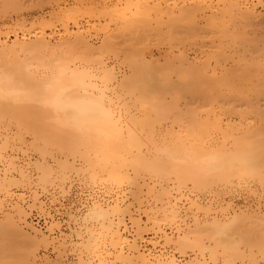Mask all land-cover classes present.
<instances>
[{"label": "bare ground", "instance_id": "6f19581e", "mask_svg": "<svg viewBox=\"0 0 264 264\" xmlns=\"http://www.w3.org/2000/svg\"><path fill=\"white\" fill-rule=\"evenodd\" d=\"M0 1L2 3V0ZM13 1L14 2L10 0L9 2L8 0L6 1L7 3L4 2L6 5L3 3L4 6L2 4L0 5V10L5 11H0L2 15H6L7 12L11 10L10 8L14 9L20 6L16 4L19 2L16 0ZM47 1L50 2V0ZM142 2H131L132 4L129 5L133 6L134 4V8H143L141 10L138 9L139 13L143 14L146 2H144V4ZM7 5H9V7H7ZM13 5H16V7ZM148 8L150 9V6ZM180 9L176 16L175 13L172 12L171 18L173 21L186 18L192 14L189 8L182 7ZM234 9L240 14V19H243V17L248 20L256 18V20L259 21V19H257L258 13L256 14L255 11L248 7L244 8L240 0H229L224 11L231 13V10ZM68 12L66 13L70 15L64 14L65 16L63 19L67 17L66 20L68 22L74 21L75 27L71 29L70 26H68L69 24H67L68 22L65 26L61 24L63 27L60 28H64L62 31L63 34L56 40H54V36L52 37L49 34H44L46 32H44V30L45 28L49 30L56 27V22H61V19H59L60 17L55 20L50 19V21L41 20L42 22L40 23L32 22V24L30 23V28H27L28 22L25 23L24 20L17 24L14 22V26L11 24H6L5 27L0 26V37H3V35L9 37V33L12 31L16 33L17 29L22 31L21 36L15 35L16 37L12 41H8L6 38L0 41V118L5 119L9 117L12 120H16L19 122L17 125L21 124L23 127L26 126V130L30 129V131H32L31 133H33V135L35 134L34 136H36V138L39 137L35 132L38 122L44 121L47 122L48 125L51 124L52 131L45 135L44 128L46 127H43V130L41 127L39 128V131L41 129V133L44 131L42 133L44 136H42V138L41 136L39 137L40 140L45 142L43 137H47V141H51V144L53 141H59L54 140L56 137L60 136V139L65 137L68 138V136L76 137L77 133L83 134V137L87 135L86 140L95 138L98 141H90L91 144L97 143L99 145V143L102 142L105 151V155L103 154V156L107 164H110V171L112 173H107L108 177L112 178L109 180L117 181L116 178H118L120 181H117L116 184L123 183V181L126 180L128 186L131 185L135 189L134 193L130 192L133 194V196L131 195L133 199H120L119 197L108 198L109 194L107 198L102 197V195L101 197L96 196L95 198L91 196L93 199L85 201L86 203L84 206H86V209L84 210V206L82 208H79V206L73 207L74 205L62 207L63 204H61L59 207L54 197L52 198L53 202L51 201L52 204H47L45 203L46 201L44 202V200L38 197L41 196V194H37L40 190L37 191L35 188L36 190H34L37 192L34 193L32 199L26 200V196H24L25 193H23L24 191L17 193L16 190H14L15 187L26 188L37 184L50 185V183L53 182H66L69 179L68 177L72 175L70 171L75 168L74 160L76 159L73 158L75 156L74 151L78 152L76 153L77 155H79V151H77V149L72 151L73 154H71V156L73 157H68L74 159V163L72 164L66 157V160L56 157L57 155L52 152V149L55 150L57 147L51 148V144L49 145L51 149L47 146L41 147L42 156L44 158L46 156L52 157L54 159L53 161H57V164H50V161L48 160V163L44 158L42 159L45 162L43 160L41 161L40 158L39 161L33 162L34 166L32 168L34 169L31 170L29 166H31L32 163H27L28 165H19L10 155L8 158L11 157L13 160L1 157L5 148L0 147V157L5 159H0L3 163V166L0 165V263L107 264L105 260L109 261L108 259H110L112 260L110 261L111 264H113L112 262L115 264H183L175 253L161 250L160 248L158 249V246H161L162 242L165 246L167 244L174 245V247L180 250L182 255L189 249L201 253L203 261H201V259L198 260L199 258H196V256L194 260L197 262L191 260L187 264H208L207 257H205L207 254L209 255L208 258L210 261L214 264H238V260L247 258L248 256L245 257L243 253L240 254V249L242 247L241 241H244V239L238 241L236 238L237 241L234 240L231 243L229 241L233 240L234 237L228 240V238L231 237L229 236L227 237L228 242L224 240V237L228 236L231 229L232 231H235V228L237 229V227H232L233 223L236 225L239 219L244 220L247 217L243 218L242 215L238 213L237 215H233L232 219H228V215L225 219L217 215L218 217L213 216L211 219L209 217L203 220L194 213H192L194 215L188 217L182 210L184 207L181 208L179 205L177 198H172V190L170 191V189H172L171 187L173 186H170L169 189L168 186H166L168 184L165 182L168 180L172 183L175 182L178 189L188 184H191L194 188L202 189L205 186L209 188L208 185L211 183L214 184V187L218 183H221L219 184L220 186L224 183L228 185V183H231L230 179L232 178L241 179L239 180L240 182L243 178H251V180L256 179L259 181L263 180L264 51L256 56V60H254L255 57H252L251 61H247L245 57L237 53L232 55L228 54L230 57H226L227 55L223 47H219L220 50L216 48L217 51L208 53L203 59L201 58L202 56L190 57L186 52H181L175 61L177 62V66L173 64L172 67L167 69V71L165 70L163 73L161 71L162 69H159V71L156 69L158 67H155L157 64L154 65V61H152V63H147L149 68L142 70L140 64L142 63L143 65L144 62L148 60L141 58L143 62H139L140 60L134 59L130 54L125 58L126 62H128L127 66L130 72H123V70H120V67L118 68L119 71H117L115 68L116 66H110L112 64L109 65L107 63L109 60L105 62L102 58L105 52H107V54L112 52L114 56L118 55L117 49L115 50V44L117 42L111 39L113 38L112 35L110 36L108 33L109 39L102 42V46L100 45L101 47L98 46L99 48H97L90 42L91 37L89 36L90 38H88L90 34L86 32L88 29L85 30L82 25L78 24V18L73 19L72 17L71 19V14H75L76 17L82 15L81 18L83 16H88V14L94 17L92 14L93 12L87 10V15H83L85 12L82 14L75 13L73 9H71V11L68 10ZM63 13L65 12L63 11ZM102 14L106 15L107 12ZM99 15H101V13ZM99 15L98 17H100ZM111 16H113V13H111ZM262 16H264V14H262ZM62 21L66 22L65 20ZM136 21H139V19L136 18ZM64 22L61 23L64 24ZM99 25L102 26V30L98 29L99 31L108 29V23H106L105 26L103 24ZM167 25H169V22ZM170 26L167 28V31L168 29L172 30ZM39 27L42 33H39L38 36H35L33 39L30 38L32 36H27L31 29L35 31V29ZM192 27L193 25L190 29ZM3 29L6 31H3ZM95 29L96 27L91 30ZM125 29L126 28H121V33L124 31L128 32L130 28L128 30ZM233 30V33L228 32V36L233 37V40L234 37L235 39L240 37V39L243 40V35H239V31ZM37 31L40 30L37 29ZM151 32L153 33L152 30ZM115 33L112 32L111 34L114 35ZM34 34L36 33L32 35L34 36ZM51 34H53V32ZM59 35H61L60 32ZM117 35H119V33H116L114 38H118ZM123 35L126 34H122L121 36ZM121 42L120 40V43ZM244 54L243 52V55ZM75 56L89 59H87V61L85 59V64H78V62L69 63L68 60L71 59L76 61L78 57ZM103 56L107 55L105 54ZM81 58L78 60H81ZM174 59L171 60L172 63H174ZM229 59L232 61V64L226 66L225 62L227 64L230 63L227 62ZM88 60L91 62L93 61L92 63L95 64L87 65L86 62L91 64ZM170 63L169 60V64ZM144 67H146L145 64ZM210 70L213 75L209 74ZM217 70L220 71V77L216 76L219 73L215 74L218 72ZM214 76L215 78H213ZM199 86H202L200 87L202 91L197 95L196 99H200L203 104L198 108L191 107L188 100L184 98L192 94ZM223 88L227 91H222ZM131 99L133 100L132 103H130ZM183 99L186 103L184 105H187L185 112L183 111L184 113L181 112L182 109L179 108L178 105ZM128 103L132 104V107L137 104H141V107L144 105L146 109V111H144V117L138 118V114L136 115L137 117L134 115L135 113L131 114L129 108L131 105L129 106ZM29 104L33 106L28 107ZM183 108H185V106ZM199 108L202 109L198 110ZM169 118L172 119L169 120ZM6 120H8V118ZM162 120L172 121V126L170 128L166 126L167 128L163 129L161 126ZM173 124H177V128H174ZM9 127L11 126L9 125ZM10 129L11 128H9V132L11 131ZM26 130L24 131L26 132ZM2 133L5 134V132ZM2 133L1 135H3ZM23 135L24 134L21 136ZM8 137H4L5 140L7 139L6 143L3 144L4 146L6 145V149L8 145L13 146L11 143H7L8 140H11L8 139ZM24 137L25 136H23V138ZM13 138L16 137L14 136ZM80 138L78 137V139ZM64 140L67 142V139ZM64 140L61 141L65 142ZM11 141H14V139ZM21 141H19V144H21ZM16 142L17 140H15V145ZM31 143L35 149L39 144H36V141L35 143ZM76 143L77 142H75V144ZM83 143L77 146L83 147ZM40 145L42 146V143ZM68 145L65 143L60 146L59 144L58 147L60 149H70ZM21 147L18 146L17 148L22 149ZM31 147L32 146H30V148ZM18 150L19 149H17V151ZM90 150L93 149L84 151L89 152ZM18 152H20V150ZM56 152L58 153V151ZM92 153H94V151H92ZM38 157H40V155ZM18 158L22 161L26 160L20 159V157ZM93 158L94 157H91L92 160ZM101 158L97 157L96 159L99 161L98 159ZM91 159L90 162L92 161ZM92 163L94 164L95 161L91 162L89 165ZM80 164L82 165V163ZM77 167L78 166H76V169H78ZM93 168L97 169L95 167ZM74 171L75 170H73V172ZM83 172L85 173V171ZM92 172H94V174L90 172L92 177L90 175L89 177L95 179L94 177H97L95 173L97 172H95V170ZM84 177L81 179H85ZM86 178H88V176ZM104 179L107 180L108 178ZM247 179L245 181H249ZM100 180L102 179L99 178V181ZM243 183V186L247 188L246 185L248 186L249 182L246 185V182ZM86 184H88V182ZM119 185L121 186V184ZM213 186L210 185L211 188ZM193 187L191 191L195 190ZM47 188V190H49V187ZM249 188L251 189L252 187ZM61 189H63V187H61ZM190 189L191 188H189V190ZM262 189V191H264V187H262ZM130 190L132 189H129V191ZM61 191L62 190H60V192ZM41 192H43V189ZM64 192V194L68 193H66V190ZM102 192L104 193L106 190ZM190 193L194 195L193 192ZM252 193L250 194L252 195ZM119 194L117 195L121 196ZM122 194L126 195L124 192ZM61 195L63 194L61 193ZM253 195H255V193H253ZM57 196L59 197L58 193ZM63 196L65 197V195ZM260 198L261 197L255 200L258 204L256 207L246 208L240 212L248 214L250 223L253 221L252 224L255 222L259 224V221H261V225L263 226L264 198L263 200ZM68 199L70 198L68 197ZM187 199L190 198L187 197ZM82 200L84 201V199ZM190 201L193 208L196 207L198 210L202 208L201 205L199 206L197 204L198 202L191 199ZM252 202L253 204L255 203L254 201ZM27 203H30L28 206L29 208L31 207V210L34 207L39 210L38 217L43 219V225H36L38 222L32 224L28 221L31 211L28 212V207H26ZM185 203L183 204L185 205ZM77 204L79 203H75V205ZM227 207L229 208V205H227ZM205 211L212 214V209L210 210V208ZM218 211L222 210L220 209ZM232 211L235 212L234 209H232ZM223 212L225 214L224 210ZM207 214H205V216H207ZM239 215L242 218H240ZM244 221L247 222V219ZM250 223L249 225L253 228L249 227V229L255 230L264 228V226H254V224L252 225ZM166 225H168V227ZM240 227L243 228L242 225ZM236 232H238L236 234H240L239 231ZM148 234L153 236L149 238ZM241 236L238 235L237 237L240 238ZM244 243L246 246L250 245L249 242L244 241ZM162 246L164 247V245ZM246 246H244V248ZM50 247H53V251H51L53 255L49 253ZM263 248L264 247L259 249L262 251L264 250ZM17 249L25 252L17 251V256L21 254V256H23L22 258L17 257L16 254L13 253V251ZM40 249H42V251L44 250V253H42L41 257L37 258ZM249 249L252 250L251 247H249ZM261 251L259 252L260 254L262 253ZM249 253L250 258H247L248 261L251 259L254 260L257 253L251 255V253L254 252H248L247 254ZM76 255L78 256V261L75 262L73 260ZM262 257V260H264V255ZM258 260H261V258ZM258 260H254L252 264L258 263ZM242 261L246 260L244 259Z\"/></svg>", "mask_w": 264, "mask_h": 264}, {"label": "rangeland", "instance_id": "374dc122", "mask_svg": "<svg viewBox=\"0 0 264 264\" xmlns=\"http://www.w3.org/2000/svg\"><path fill=\"white\" fill-rule=\"evenodd\" d=\"M6 1H8V0H6ZM6 1L2 0V3L4 4V2H6ZM11 1L14 2L13 0H11ZM16 1L19 2V3H16V4L20 5V6H18V8L16 7V5H13L16 8H14V9L10 8L11 10H9L6 15H2L0 13V26L1 27L2 26L5 27L6 24L7 25H10L11 24V25L14 26L15 25L14 22L17 24V23H20V22H22L24 20L25 23L28 22L27 23V28L28 27L30 28V23L32 24V22L40 23V22H42L41 20L50 21V19L51 20H55L56 18H59L60 17L59 19H61L60 20L61 22H64L62 20H65L66 21V22H64V24L61 23V22H59V23L56 22L57 29H56V27H53L52 28L53 30L52 29H49L48 30V28L47 29L45 28V30H44V32L46 31L44 34H46V35L49 34L52 37L54 36L53 37L54 40L59 39V36H62V34H63L62 31H63L64 28H60V27H63L62 25L65 26V24L68 22L66 20L67 17L65 19H63V17L65 16L64 14H68L69 13L68 10L71 11V9H73L75 13H80V14H82L83 12H85L86 14L84 13L83 15H87V10L88 11H92L93 12L92 14L94 15V17L96 19L94 17H92V15H90V14H88V16H83L82 18H81L82 15L76 14V15H78L76 17L75 14H71L72 15L71 16V19H72V17H73V19H77L78 18L77 19L78 24L82 25L85 30L88 29V31H86L87 34L90 33L88 35V38L91 37L90 42L92 43L93 46H95L97 48H99L98 46H100V45L102 46V44H103L102 42H104V41H106V40L109 39L108 38V35L109 34H110V36L112 35L113 38H111L110 36L109 37L111 39L116 40V41H114V42H117L115 44V50L117 49L118 55L117 56H114L112 54V52H109V54H107V52H105V54L107 56H103V55H105V54H103L102 55V58H103V61H105V62H107L109 60L107 63L109 65L112 64L110 66H114V67L116 66L115 68H116L117 71H119L118 68L120 67V70L121 71L123 70V72H127V71L130 72V69L127 66L128 65V62H126V60H125V58H127L126 56L127 55H130V54L133 56L134 59H137L138 61L140 60L139 62H143V61H141V58H143V59L145 58L146 60H148L147 62H144V64H145L146 67H144V64L143 65H142V63L140 64V67H142L141 68L142 70L149 68L147 63H152V61H154L153 64L154 65L157 64L155 67H158L156 69H158V71H159V69H162L161 71L163 73V72H165V70L167 71V69H169L170 67H172L173 64H174V66H177V62H175V61L179 57V55H180L181 52H186L190 57H196V56L201 57L202 56L201 58L203 59L204 57H206L208 55V53H213V51H217L216 48L219 49V47H221V48L223 47V49L225 50L224 52H226L225 54L227 55L226 57L229 56L228 54H231L232 55V54L237 53L238 55L245 57V59H247V61H251L252 60V57H255L254 60H256V56L259 53H261V52L264 51V16H262V14H264V0H240L242 6H244V8L245 7H248L250 9H252L253 11H255L256 14L258 13L257 14L258 15V18L257 19H259V21L256 20V18H254L253 20H251V19L248 20V19H245L244 17H243V19H240L241 16L238 13V11H236V9L231 10V13H229L228 11L225 12L224 10L226 9V4H227V2L229 0H50V2L47 1V0H16ZM136 1H140V2L143 1L142 2L143 4H144V2H146V4H145L146 6H144L146 9L144 8V13L143 14L142 13H139V10H141L143 8H140V9L137 8V7L134 8V6H135L134 4H133V6H130L133 2H136ZM9 2H10V0H9ZM2 3L0 1V5ZM147 4H149V5H147ZM4 5H6V4H4ZM9 5H7V7H9ZM149 6H150V9L148 8ZM182 7L183 8H189L192 11V14H190L186 18H181V19H178L177 21H173V19L171 18L172 12L175 13V16H176L178 14V12H179V9L182 8ZM0 8H1V6H0ZM2 8H4V7H2ZM5 9H3V10H5ZM90 9H92V10H90ZM7 10H8V8H7ZM95 10H99V11H95ZM170 10H172V11H170ZM0 11H2V10H0ZM63 11L65 13H63ZM100 11H102V12H100ZM2 12H5V11H2ZM66 12H68V13H66ZM74 12H72V13H74ZM104 12H107V14L106 15H103L102 13H104ZM89 13H91V12H89ZM97 13H99V14L101 13V15H99ZM111 13H113V16H111ZM3 14H5V13H3ZM68 15H70V14H68ZM98 15L100 17H98ZM109 15H110V17H109ZM139 15H141V16H139ZM104 17H105V19H104ZM92 18H94V19H92ZM136 18H138L139 21H136ZM71 19H70V21H71ZM149 19H151V20H149ZM75 22H76V20H75ZM168 22H169V25H167ZM106 23H108V27H107L108 29L107 30H104V31H101L102 30L101 29L102 26L99 25V24H103L105 26ZM58 24L59 25L62 24V25L59 26ZM67 24H69L68 26H70L71 29L75 27L74 21L68 22ZM94 24H95V26H94ZM129 25H131V26H129ZM192 25H193V27L190 29V27ZM92 26L96 27V29L95 30H91L92 28H94ZM121 26H123V27H121ZM139 26H141V27H139ZM169 26L172 28V30H169L168 29V31H167V28H169ZM188 26H190V27H188ZM144 27L147 28V29H145ZM59 28L62 29V30H60ZM121 28H126L125 30H128L129 28L130 29H129L128 32H125L124 31L123 33H121L122 32L120 30ZM149 28H153V29H149ZM219 28H220V30H219ZM37 29L40 30V31H37ZM37 29H35V31H34V29H31L30 33L28 32V35L27 36L28 37L32 36L30 38L33 39V38H35V36H38L39 33H42L41 32L42 30H41L40 27L37 28ZM98 29H101V30L99 31ZM187 29H189V30H187ZM192 29H195V30H192ZM233 29L239 31L238 32L239 35L242 34L244 36V37L242 36L243 40L240 39V37H237V39H235V37H234V40H233L232 39L233 37L228 36V32H232L233 33V31H234ZM118 30H120V31L117 32ZM151 30L153 31V33L151 32ZM3 31H6V30L3 29ZM58 31L60 32L61 35H59V32ZM115 31H116L117 34L119 33V35H117L118 38H114L116 36ZM157 31H159V32H157ZM169 31H171V32H169ZM52 32H53V34L54 33H56V34L53 35V34H51ZM112 32L115 33L114 34L115 36L113 34H111ZM16 33H14V31H12L11 33H9V35H8L9 37H6V36L3 35V37H0V41L1 40H5V38L8 41H12L16 36H21L22 31H20V29H17ZM33 33H36V34H34V36H33L32 35ZM224 33H225V36L226 37L224 36ZM122 34H126V35L121 36ZM137 35H139V36H137ZM229 35H230V33H229ZM119 39L122 41L121 43H120V40ZM112 42H110V43H112ZM219 43H221V44H219ZM243 52L245 53L244 55H243ZM203 55H205V56H203ZM75 57H78V56H75ZM75 57H74V59H75ZM174 57H175V59H174ZM80 58H81V56L78 57V58H76V61L75 60L73 61L72 59L71 60H68V61H69V63L78 62V64H85V59L86 58L85 57L81 58V60H83L84 62L81 61V60H78ZM172 58L174 59V63H172V61H171V60H173ZM87 59H89V58H87ZM87 59H86V61H87ZM169 60L171 62L170 63L171 65L169 64ZM88 61L91 62L90 60H88ZM92 62H91V64H88V62H86V64L87 65H94L95 63H92ZM227 62H230V63L227 64L225 62L226 66H229V65L232 64V61L230 59ZM225 64H223V65H225ZM159 65H160V67H159ZM213 66H214V64H213ZM217 71L218 72H216L215 74L219 73L216 76L217 77H220V71L219 70H217ZM209 74L213 75V73H212L211 70L209 71ZM213 78H215V76ZM200 87H202V86L197 87V89L192 94L187 95V97L184 98V99L188 100V102H189V104H190L191 107L198 108V107H201L200 105L203 104L202 101H200V99H196L197 98V95L200 94L201 91H202V89ZM225 90L226 89L223 88L222 91H225ZM224 93H226V92H224ZM129 99H130V97H129ZM184 99L179 102L180 104L178 103L179 108L182 109L181 112H183V111L185 112V110L187 108V105H184V104H186ZM168 100H170V99H168ZM132 101L133 100L131 99L130 100V103H132ZM130 103H128L129 106L131 105V107H129L130 110H131L130 113L131 114L132 113H135L134 114L135 116L138 114V116H139L138 118H143L144 117V111H146L144 105H142L144 107V109H143V107L140 106L141 104H137L135 106L133 105V107H135V108H133L132 107V104H130ZM31 106H33V105L32 104H29L28 105V107H31ZM184 106H185V108H183ZM138 108H140V109H138ZM201 109L202 108H199L198 110H201ZM183 113H181V114H183ZM141 115H143V116H141ZM7 118H8V120H6ZM171 119L172 118H169V120H171ZM4 120H5V122H4ZM167 120H162L161 121V126L163 127V129H166L167 127L170 128L172 126L171 125L172 121H167ZM15 121L16 120H14V119L12 120L9 117H6L5 119H1L0 118V129H1V131H0V139H1L0 140V143H1L0 144V147H4L5 148V149L2 148V149H4L3 150L4 152L2 153V156L1 157L8 158V156L10 155L11 157L14 158V160H16V163L19 164V165H21V164L22 165L23 164L24 165H28L27 163H32L31 166H29V167H31V170H32V169H34V168H32L34 166L33 165L34 164L33 162L39 161L40 158H41L40 160L42 161L43 160L42 158H44L42 156V153H41L42 150L40 148L41 147H44V146H47L49 149L54 148V147L55 148L57 147L55 150L52 149L53 150L52 152L55 153V155H57L56 157H59L60 159H64V160L68 159L70 163L72 162V164L74 163L73 162V160H74L73 158H75L76 160H74V161L77 164L76 165L74 163V167L75 168L73 170H75V171L74 172H73V170L70 171L72 175H71V177L69 176L68 177L69 179L66 182H64V183H61V182H59V183L58 182H53L55 184L50 183L51 186L50 185H47V184H41L42 186L39 185V184H37V185L31 186V187H26L27 189L26 188H23V187H15L14 190H16L17 193H19V192L21 193V192L24 191L23 193H25L24 196H26V200L32 199L34 193H36L38 190H40V191H38L37 194L38 195L41 194V196H38L41 200H44V202L46 201L45 203H47V204H52V202H53L52 201V198L54 197V198H56V201L55 202H56L57 205L59 204L58 205L59 207L61 206V204H63L62 207H70V205H72V206L74 205L73 207L79 206V208H82L85 205V203H86L85 201H87L88 199H91L92 200L96 196L97 197H101V195H102V197H106V198L109 196L108 198H118L119 197L120 199H126V198H130L131 200L133 199V197H132L133 194H131L130 192L134 193L135 189L130 184H129L130 186H128L126 180L123 181L124 180L123 179L122 180L123 183H117V184H116V182L117 181H120V180H118V178H116L117 181H115V180H112V181L109 180V179H112V178H109L108 177V174L111 173V171H110V164L109 163L107 164L106 160L104 159L103 154H104L105 151L103 149L104 147H103L102 142L99 143V145L97 143H92V144L95 145L94 146V145L91 144V142H93V141L94 142H98L95 138H94L95 140L92 139V138H90L91 140H89V139L86 140L87 135L85 137H83L82 136L83 134L77 133V136H76L77 139H76V137H73V136H68V138L65 137V138L60 139L61 137L59 136V137H56V139H54V140H59V141H56V142L53 141V143L51 144L50 143L51 141H47V139H46L47 137H43L44 138L43 140H45V142L44 141H41L40 138H39L40 136L42 138V136H44L45 134H47L50 131H52L51 130V127H52L51 124L48 125V123L47 122H44V121L43 122H38L36 124V131L35 132L39 136V137H37L38 138L37 139L36 136H34L35 134L33 135V133H31L32 131H30V129L26 130L27 127L26 126L23 127L21 124H18L19 125L18 126L17 123H19V122H17V121L15 122ZM40 123H41V125H40ZM1 124H3V125H1ZM9 125L11 127H9ZM7 127L11 128L10 129L11 130L10 132H9V128H7ZM40 127H41L42 130H43V127H46L47 128V129L44 128L45 129L44 130L45 132L43 131L44 132V135L42 134L43 132L42 133L40 132L41 129L39 131V128ZM173 127L174 128H177V124H173ZM3 128H6L8 130L3 129ZM20 128L23 129V130H21ZM24 130H26V132ZM16 131H17V133H20V134L22 132V134H24L23 136H25V137L23 138V136H21L22 134L21 135L20 134H17ZM2 132H5V134L2 133ZM12 132H14V133H12ZM1 133L4 136L1 135ZM10 135L13 136V137L15 136L16 138L11 137ZM6 136L7 137L9 136L8 139H11V140L14 139V141H11V140H8L7 141V143L9 142L8 144L11 143L13 145V146L8 145V148L7 149L5 147L6 145L5 146L3 145L4 143H6V140H7V139L5 140ZM71 137H73L75 139H73ZM78 137L79 138L81 137V138L78 139ZM69 138L70 139H73V140H70ZM64 139H67V142ZM15 140H17V142H18V144L16 142V145H15ZM61 140L62 141L64 140L65 142H62ZM68 140H69V143H68ZM74 140H76V141H74ZM77 140H79L80 142L77 141ZM82 140L84 141V143H83ZM19 141H21V144H19L20 143ZM35 141H36V144L39 143L36 146L37 147L36 149L33 147V145H31L32 144L31 142L35 143ZM39 141L42 143V146L40 145L41 143ZM75 142H77V143L75 144ZM65 143H66V145L69 144L68 147H70V149H68V148L65 149L64 148L65 149V151H64V149L61 148L62 149L61 150L58 147V145L60 144V146H62ZM79 143H81V144H79ZM82 143H83V147L77 146V145H82ZM22 144L24 145V147H23ZM50 144L52 145L51 148L49 146ZM87 144H88V146H87ZM18 146L19 147L22 146L21 147L22 149L17 148ZM30 146H32V147L30 148ZM12 147H14V148H12ZM9 148H11V149H9ZM79 148H80V150H79ZM17 149H19L20 152H18L19 150L17 151ZM76 149H77V151H79V155L76 154L78 152H75L74 151ZM89 149H93V150H90L89 152H86ZM81 150H83V151H81ZM84 150H86V151H84ZM23 151H24V153H23ZM56 151H58V153ZM67 151H69L70 153L67 152ZM72 151H74V153H75L74 154L75 155L74 157L71 156V154H73ZM92 151H94V153H92ZM80 152L82 153V155H81ZM4 153L5 154L8 153V154L5 155ZM65 153H67V154H65ZM31 154H33V155H31ZM85 154L88 155V156H86ZM39 155H40V157H38ZM69 156H71L73 158H71V157L68 158ZM1 157H0V159H4V158H1ZM11 157H9L8 159H12ZM18 157H20V159H23V160L26 159V160H24V161L19 160ZM33 157H34V159H33ZM49 157L50 156H46L45 157L46 159L44 158V160H47L48 163L50 161V164L51 163L52 164H57V161L56 160L53 161L54 159L52 157H50V159H49ZM65 157H66V159H65ZM76 157H78V158H76ZM83 157H85V158H83ZM91 157H94L93 160L91 159ZM95 157L96 158L97 157L98 158L103 157V158L98 159L99 161H101V162H99V161H97V159ZM88 158H89V160H88ZM83 159H84V162H83ZM90 159L92 160L91 162L95 161V163H97V164H95V163L93 164L92 163L91 165H89L91 163L90 162ZM102 159H104V160H102ZM51 160H52V162H51ZM29 161H31V162H29ZM80 163H82V165ZM0 165L3 166V163L1 161H0ZM76 166H78L77 167L78 169H76ZM93 167H95L97 169H94ZM101 168H103V169H101ZM94 170H95V172H97V173H95V175L97 176V177H94L95 179L91 178L92 176L90 175V172L94 174V172H92ZM79 171H81V172H79ZM83 171H85V173ZM105 171H106V173H105ZM82 173H84V174H82ZM89 175L91 177H89ZM87 176H88V178H86ZM103 176H104V178H108V179L107 180L104 179ZM82 177H84L85 179H81ZM99 178H101L102 180L99 181ZM114 179H115V177H114ZM246 179L243 178L242 181L240 182L239 180H241V179L238 180L237 178H232V179H230L231 180V183H228V185H226V183H224V184H222V186H220L219 184H221V183H218V184L215 183L216 184L215 187L213 186L214 184L211 183L210 185L213 186V187L211 188L210 185H208L209 188H206V186L204 187L206 189H204V188L201 189V188H196V187L194 188L191 184L182 186L183 188L180 187L178 189L177 188V185L175 184V182L172 183L170 180H168L170 182L166 181L165 183L168 184L166 186H168L169 189H170V186L176 187V188L171 187L172 189H170V191L172 190L171 191L172 192V198H174V199L177 198V201L179 202V205L181 206V208L184 207V209H182V210L184 211V213H186L188 215V217L196 214V216H199L200 218H202L204 220V219L209 218V217L211 219L213 216H217L218 215V216H220V218L222 216V218L225 219V218H227V215H228L229 216L228 219H232L233 218L232 216L233 215H237V213L240 214V215H242L243 218L244 217H247V218H245V219H247V222L244 221L245 219L244 220L239 219L238 222H236V225L233 223V225H235V226L232 225V227H234V228L237 227V229L235 228V231L234 230L232 231V229L230 228L231 229V232L228 231L229 232L228 233V236H225L224 237L225 238L224 240L227 241V237H229V236H231V237H229L228 240H231L234 237L233 240L229 241L231 243L234 240L235 241H237V240L238 241H241V240L244 239V241L250 243V245H248V246L251 247L252 250L249 249L248 246H246V244L244 243V241H241V246L242 247L240 249V254L243 253L245 255V257L246 256L249 257L250 256V253L249 254H247V253L248 252H254V253H251V255H255V253L258 254V256L256 254V256H255L256 258L253 256L254 257V260H256V259L258 260L259 258H261V260H262L263 259L262 256L264 255V253H263L264 250L261 251L259 248L264 247V233H263L264 232V228L263 229L261 228L262 230L260 228L255 229V230L251 229L253 227H251L249 225L250 221L248 219V217H249L248 214H245V213L240 212V211L243 210V209H246V208H251V207L254 208V207H256L258 204L256 203L257 201H255V200H258L259 197H261L262 200H263V198H264V191H262L263 190L262 187H264L263 186L264 185V178H263L262 181H259V180H256V179H252L251 180V178L250 179L249 178L247 179L249 181H245ZM80 180H81L82 183L80 182ZM93 180H95V181H93ZM132 180H133V178H132ZM232 181H233V184H232ZM87 182H88V184H86ZM234 182L238 183L239 185L236 184V183H234ZM243 182H246L245 185L248 184V182H249L248 186L246 185L247 188H245L243 186L244 185ZM57 183H58V185H57ZM59 184H61L62 186L59 185ZM64 184L67 185V186H65ZM119 184H121V186ZM252 184H253V186H252ZM44 185H46V186H44ZM174 185H176V186H174ZM186 186H188L191 189L189 190V188L186 187ZM223 186H225V187H223ZM43 187H45V188H43ZM47 187H49V190H47L48 189ZM61 187H63V189H61ZM192 187H193V189L196 190V192H195V190L191 191L192 190ZM249 187H252V188L250 189ZM259 187H261V188H259ZM35 188L37 189V191H35L36 190ZM38 188H40V189H38ZM86 188H88V189H86ZM42 189H43V192H41ZM78 189H79V192H78ZM129 189H132V190L129 191ZM60 190H62V191L60 192ZM65 190H66V193L68 192L67 194H64L65 193L64 192ZM105 190H106V192L103 193L102 191H105ZM252 190H253V193H255L256 196L253 195ZM55 191L58 193L59 197L57 196V193ZM175 191L178 192V193H176ZM199 191H200V193H199ZM203 191H206L207 193L206 192H203ZM16 192H15V194H16ZM123 192L126 193V195L125 194H122ZM188 192H189V194H188ZM190 192H193L194 195H191ZM61 193L63 195H65V197L63 195H61ZM99 193H101V194H99ZM119 193H121V194H119ZM250 193H252V195ZM26 194H28V195H26ZM117 194L121 195L122 197L121 196H118ZM183 194H184V196H183ZM91 196L93 198H91ZM68 197L70 199H68ZM182 197H186V198H182ZM187 197L190 198L193 201L198 202L197 204L199 206L201 205L202 208H203V210H202V208H200V210H202V211L198 210L196 207L193 208L190 199H187ZM78 198H80V199H78ZM178 198H179V200H178ZM82 199H84V201ZM199 199H201V200H199ZM91 200H89V201H91ZM180 201H181V203H180ZM252 201H254L255 203L253 204ZM209 202L211 203V205H210ZM213 202H214L215 205L213 204ZM68 203H69V205H68ZM75 203H79V204L75 205ZM183 203H185V205ZM247 203H249V204H247ZM230 204H231V206H230ZM26 205L25 206L28 207L27 208L28 212L31 211L30 212L31 214L29 213L28 221L30 223H32V224L33 223L36 224V222H38L36 225H38V224L43 225L42 224V222H44L43 219H41L40 217H38L39 210L36 209V207L32 208V210H31L30 209L31 207L29 208V206H28V205H30V203H27ZM227 205H229V208L230 209L227 207ZM207 206H209V207H207ZM217 206H219V207H217ZM84 207H85L84 208V210H85L86 209V206H84ZM190 207H192V208H190ZM215 207H217V208H215ZM225 207H227V208H225ZM209 208H210V210L212 209V211H211L212 214L210 212L208 213V212L205 211L206 209H209ZM70 209H72V208H70ZM220 209L222 211H218ZM232 209H234L235 212L232 211ZM223 210L225 211V214L226 215L224 214ZM189 211H191V212H189ZM222 212H223V214H222ZM192 213H194V214H192ZM205 214H207V216H205ZM200 215H202V216H200ZM240 215H239V217H240ZM203 217H205V218H203ZM242 217H240V218H242ZM252 222L250 224H252ZM259 222H260L259 224L257 222H255L257 224L253 223L254 226L260 225V227H263L264 225L263 226L261 225L262 222L261 221H259ZM246 224H247V226H246ZM263 224H264V222H263ZM241 225H242L243 228L240 227ZM166 226L168 227V225H166ZM249 227H251V228L249 229ZM254 228H256V227H254ZM236 231H239L240 234H236V233H238ZM231 233L232 234H235V235H232ZM236 235L237 236L238 235H240V236L243 235L244 238H243V236H241L239 238ZM151 236H153V235L148 234V237L149 238ZM236 238H237V240H236ZM231 243H229V244H231ZM249 243H247V244H249ZM162 245H164V247ZM244 246H246V247L244 248ZM159 248L161 250H167V251H171L172 253H175L178 256V258L181 261V263H183V264H187L191 260H194V258L196 256H197L196 258H199L198 260L201 259V261H203V257L201 255V253H198V251H195V250H190V249L189 250H186L184 252V255H182V253L180 252V250L177 249L176 247H174V245L167 244L165 246V244H163V242L161 243V246L160 245L158 246V249ZM248 249H249V251H248ZM257 250H259V251H257ZM17 251H19V249L13 251V253L16 254V256H17ZM51 251H53V247H50L49 248V253H51ZM260 251L262 252L261 254H263V255H261L259 253ZM19 252H24V251L23 250H20ZM42 253H44V250L42 251V249H40L38 251L37 258L41 257ZM185 253H186V255H185ZM51 254L53 255V253H51ZM22 255H23V253H22ZM208 256H209L208 254L205 256V257H207L208 264H212L213 262L210 261V259L208 258ZM17 257L22 258L23 256H21V254H19V256H17ZM77 257L78 256L76 255L74 257V260L73 261H75V262L78 261V258ZM247 258H244L246 261H242L244 259L238 260V264H242V263L243 264H252V262L254 260L251 259L250 261H248ZM108 260L109 261L105 260L107 262V264H111L110 261H112V260H110V259H108ZM261 260H258L259 262L257 261L258 263H256V262L255 263L256 264H263L264 263V260H262V261ZM194 262H197V261L194 260ZM239 262H241V263H239ZM248 262H250V263H248ZM112 263L115 264L114 262H112ZM0 264H3V263L1 262Z\"/></svg>", "mask_w": 264, "mask_h": 264}]
</instances>
